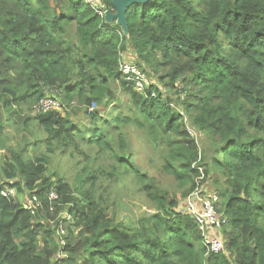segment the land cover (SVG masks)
I'll list each match as a JSON object with an SVG mask.
<instances>
[{
	"label": "trees",
	"instance_id": "16d2710c",
	"mask_svg": "<svg viewBox=\"0 0 264 264\" xmlns=\"http://www.w3.org/2000/svg\"><path fill=\"white\" fill-rule=\"evenodd\" d=\"M126 20L128 34L86 0H0V264H264V0H149ZM125 62L148 70L154 96ZM50 92L66 107L33 114ZM128 126L180 193L135 161ZM58 151L79 155L74 180L50 169ZM103 154L108 166L91 165ZM199 166L227 218L223 252L179 210ZM6 185L36 195V212ZM126 197L148 208L118 219Z\"/></svg>",
	"mask_w": 264,
	"mask_h": 264
},
{
	"label": "built area",
	"instance_id": "2783aa9c",
	"mask_svg": "<svg viewBox=\"0 0 264 264\" xmlns=\"http://www.w3.org/2000/svg\"><path fill=\"white\" fill-rule=\"evenodd\" d=\"M89 2L101 16H105V3L103 0H86ZM122 70L126 74L130 75L131 79L135 81L136 87L142 94L152 95L145 93L146 89L151 84V80L146 71H142L135 66L132 62H125L122 65ZM57 97L47 95L46 98L40 100L33 107V114L39 115L41 113H46L51 110L60 111L62 108L66 107L62 105ZM72 104H75L73 102ZM96 106L93 103L90 109H95ZM193 135V132L190 131ZM200 171L199 177L196 179V188L193 193L184 201L183 204H180L179 210L185 211L186 213L193 216L196 220L199 230L203 236V242L212 252L219 253L223 252L225 249V242L220 237V229L227 222V218L218 213L217 204L219 202V195L216 191H206V187L203 186L202 180L205 177L204 170L202 167H198ZM1 195L4 197H18L14 187L6 185L4 189L1 190ZM58 198V195L55 192L49 194V200L54 201ZM24 209L31 211L33 214L36 212L37 207L41 205V202L38 200L36 195L30 196L27 194L23 199L20 200ZM66 218L69 216L65 215ZM58 242L61 247L66 244L64 239L65 230L60 227L57 230ZM64 254L60 253L58 257H62Z\"/></svg>",
	"mask_w": 264,
	"mask_h": 264
},
{
	"label": "rangeland",
	"instance_id": "374dc122",
	"mask_svg": "<svg viewBox=\"0 0 264 264\" xmlns=\"http://www.w3.org/2000/svg\"><path fill=\"white\" fill-rule=\"evenodd\" d=\"M146 72L148 74V70H146ZM149 78L151 79L152 77L149 75ZM153 81L156 82V86L160 90H162L164 92V94L167 93V89L165 88V86L161 82L158 81L157 76H154ZM50 95L53 97L58 96L57 93H54V92H50ZM55 95H57V96H55ZM100 109L103 110L102 107ZM72 112H73V108L69 112L71 114V117L73 120L79 121L83 118V115L81 112H79V111H75V113H72ZM188 126L191 129L189 124H188ZM35 127H37L36 123H35ZM126 130H128V142H129L130 146L133 147V149H134L133 153H134L135 161L138 164L142 165L143 168H148L150 173L156 176V179L160 183V185L169 189L173 193H180L181 189L179 188L178 184L170 176H167L165 174H162L158 170H155L154 168H152V163L150 164L148 162V160L150 159V156H153V154L148 149H147V153H146V146H145L146 139L143 137L141 132L138 129L134 128L133 126L126 127ZM194 130L195 129H191L192 132ZM196 134L198 136V141H197L198 144L201 147L203 145L205 146L207 136L201 132H198ZM0 154H1V152H0ZM79 158L80 157L78 154H76L74 156V159H71L68 155H64L60 151H58L52 156L51 164L49 167H50V169H58L59 171L64 172L71 180L72 179L74 180L75 173L78 172V168L81 166V164L78 163ZM111 162H112V160H110V158L108 157L107 154L98 155L97 157L94 155L92 157V164L91 165H94L95 167L108 166ZM0 165H1V156H0ZM212 180H213V177H211V180H209V181L207 180V182L205 183L207 192L215 190L212 186V183H211ZM27 194H28L27 192H23L22 194H18V199L19 200L23 199ZM184 201L185 200H182L181 204H183ZM124 202L128 203L130 208H128V209L121 208V205ZM147 208H148V205L144 202V200L142 198L130 200L128 197H126L124 200L120 199L118 204H117L116 211H119L117 213L118 214L117 218L124 220L126 218V214H128V213L129 214L130 213H132V214L136 213L137 214V213H140L141 211L146 210ZM220 237L223 239L222 233H220ZM56 238H58L57 232H56Z\"/></svg>",
	"mask_w": 264,
	"mask_h": 264
},
{
	"label": "water",
	"instance_id": "95a60500",
	"mask_svg": "<svg viewBox=\"0 0 264 264\" xmlns=\"http://www.w3.org/2000/svg\"><path fill=\"white\" fill-rule=\"evenodd\" d=\"M149 0H113V7L115 8V12L112 13L110 11L105 12V20L107 22H115L121 26L123 32L128 34V24L126 20V11L127 8L134 3H145Z\"/></svg>",
	"mask_w": 264,
	"mask_h": 264
},
{
	"label": "crops",
	"instance_id": "0c3cea01",
	"mask_svg": "<svg viewBox=\"0 0 264 264\" xmlns=\"http://www.w3.org/2000/svg\"><path fill=\"white\" fill-rule=\"evenodd\" d=\"M195 132L198 133L196 130H194L193 131V136L195 137L196 141H198V136H197V134Z\"/></svg>",
	"mask_w": 264,
	"mask_h": 264
},
{
	"label": "clouds",
	"instance_id": "9594fccd",
	"mask_svg": "<svg viewBox=\"0 0 264 264\" xmlns=\"http://www.w3.org/2000/svg\"><path fill=\"white\" fill-rule=\"evenodd\" d=\"M193 136V135H192ZM194 137V136H193ZM195 138V137H194ZM196 140V139H195ZM197 142V141H196Z\"/></svg>",
	"mask_w": 264,
	"mask_h": 264
}]
</instances>
